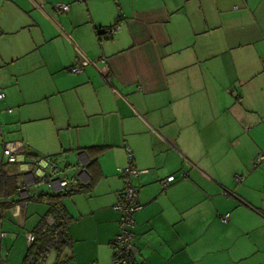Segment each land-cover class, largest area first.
<instances>
[{
	"label": "crops",
	"instance_id": "0c3cea01",
	"mask_svg": "<svg viewBox=\"0 0 264 264\" xmlns=\"http://www.w3.org/2000/svg\"><path fill=\"white\" fill-rule=\"evenodd\" d=\"M58 1L0 0V69L33 55L37 74L29 88L44 100L33 110L41 107L44 115L22 111L26 89L0 73L2 103L17 107L19 123L44 121L48 129L44 146L20 141L27 166L4 167L15 180L0 188V228L6 219L23 218L24 225L37 210L30 203L44 205L33 229L46 215L38 198L51 193L37 191L43 169L65 170L67 191H75L88 183L87 167L96 160L100 177L92 191L63 200L71 246L61 254L71 249V255L67 263L51 251L52 264H109L128 148L139 172L133 179L141 206L133 216L137 264H264V212L249 196L264 171V0H131L127 7L116 0H64L68 11L61 13L52 9ZM111 1L115 16L104 7ZM114 25L119 31L112 39L98 37ZM81 58L90 64L75 75L70 68ZM85 128L101 130L105 141L81 142L86 135L78 131ZM67 129H77V142L65 148L58 133ZM0 134L1 145L10 142ZM113 144L120 155L109 164L104 152L85 151ZM67 155L77 160L69 163ZM24 174L31 177L29 197L18 211L14 190ZM168 177L174 181L162 188Z\"/></svg>",
	"mask_w": 264,
	"mask_h": 264
},
{
	"label": "rangeland",
	"instance_id": "374dc122",
	"mask_svg": "<svg viewBox=\"0 0 264 264\" xmlns=\"http://www.w3.org/2000/svg\"><path fill=\"white\" fill-rule=\"evenodd\" d=\"M108 1V0H106ZM139 2L140 0H134ZM109 2V1H108ZM112 2V3H111ZM110 3H106L104 2V7L106 10H110L112 15H116L115 13L117 12V6H116V2L118 4V6L120 4L125 5V7L129 6L131 0H116L115 1H111ZM67 2L64 0H59L58 2H55V4H53L52 9L54 10V8L57 5H66L68 6V4H66ZM113 4V5H112ZM94 5V4H93ZM44 8L42 7V12L41 14L44 15ZM58 13H61L58 11ZM105 42V41H104ZM107 42V41H106ZM37 63V61L35 59H33V55H30L29 57H27L26 60L22 61H18L15 62L13 64H8L6 66H4L2 69H0V73L3 74V76L8 75H13L14 78L16 77L17 80L19 81V84L21 85V87H24L26 89L27 92L25 95V97H28L29 100H26L25 104L22 107V111H26L29 116L32 118L33 115H39V116H43L44 112L43 109L40 107L38 108V111L35 112L33 110V108H35L36 106H40L39 104H35V102H41L43 103L44 100H42L40 97V95L37 94V92L35 91H31L30 87V83L33 80V78H35L36 74H37V70H35V64ZM24 99V97L22 98V100ZM37 100V101H36ZM49 102H53L55 101V98H48ZM56 102V101H55ZM44 104V103H43ZM13 109V113H7V109ZM10 114V115H9ZM17 107L16 106H8L6 107V101L4 103H0V126H1V131L0 133H4L5 136V141H26V138L32 139L33 141H35L36 143H38L40 146H44L43 140L47 139L46 134H47V128L44 124V121H37V122H32V123H24L21 124L18 122L17 117ZM27 116V115H26ZM29 117V118H30ZM91 135L85 134L84 132H88ZM101 130H99V134L98 133H93L92 131L88 130V128L83 129L82 132L79 133L78 131V135L82 136V135H86L85 140H80L81 142H85V143H102L105 140H102V137L100 135ZM59 136L60 139L62 141V144L65 148H68V142L73 146L76 145L77 140L75 139L77 136V129H73V130H62L59 131ZM1 137V134H0ZM93 140H90L92 139ZM25 139V140H23ZM38 139V140H36ZM75 139V140H74ZM1 141V140H0ZM58 141V140H55ZM110 142H118L120 141L119 147H121L122 145V140H106ZM3 142V140H2ZM115 145V148H110L107 149L103 156H102V162L103 163H107L109 164V161L111 159V162L113 161V159L116 157V155H120L119 152H117V148L116 146H118L117 144H113ZM126 148V147H125ZM124 148V150H125ZM127 156V154H125ZM264 155V154H262ZM117 156V157H118ZM67 161L69 162V159L71 161H76L77 157H73L72 155H67L66 156ZM1 161L4 163L5 159L2 158V145L0 144V163ZM255 162V161H254ZM260 162V161H259ZM70 163V162H69ZM125 168V167H124ZM263 169V168H260ZM65 172V170H64ZM66 174V172H65ZM67 174L70 176V173L67 172ZM254 185L257 187L255 190H252L251 192H249V196L251 197L252 201L254 203H256V206L258 208L259 211L264 212V171L262 173L258 174V177L255 179ZM243 190V187L241 188ZM241 190V191H242ZM37 191L39 192H43V193H48V187L46 184L43 185H39V187L37 188ZM221 200V199H219ZM31 204V205H30ZM29 205V210H31V208H33L32 206H36L35 208L37 209L32 215L27 216L26 221H24V225H23V218H18L16 219V221H9V220H3V225L6 227H9L11 229L6 230L5 228L3 229V231L6 233V237L4 239H2L1 242V247H0V264H22L24 257L26 255L28 246H29V242L27 240L26 234L27 232H30L33 229V223H34V218L36 216H42L43 214H41L42 212L40 208H44L42 206V204L40 203H30ZM35 204V205H34ZM222 203L220 202V205H218L219 207H221ZM222 208V207H221ZM28 210V211H29ZM44 213V212H43ZM222 215V213H221ZM219 213L216 215L220 220H221V216ZM225 215V214H223ZM35 216V217H34ZM218 220V221H220ZM222 221V220H221ZM216 235L220 236L222 233H220L219 229V225H216ZM181 229H183L182 226H180ZM182 232V231H181ZM236 231L232 230V234L234 235ZM202 233V232H201ZM18 234V235H16ZM231 234V235H232ZM224 254V252H219V255ZM71 255V249H68L66 251H64L61 254L60 257V261H67L68 263V258ZM112 257V256H111ZM55 259V253L54 252H50L47 256L46 259V263L45 264H52L53 261ZM111 262V258L109 261V264ZM65 264V262H64ZM72 264V262H71ZM92 264V263H91Z\"/></svg>",
	"mask_w": 264,
	"mask_h": 264
},
{
	"label": "built area",
	"instance_id": "2783aa9c",
	"mask_svg": "<svg viewBox=\"0 0 264 264\" xmlns=\"http://www.w3.org/2000/svg\"><path fill=\"white\" fill-rule=\"evenodd\" d=\"M59 12H67L68 6L66 5H57L55 8ZM119 31L118 26L107 27L103 29V37L108 40L112 38L114 34ZM90 63L84 59H80V66H72L70 72L79 75L83 71V67L89 65ZM104 77H107L108 70L106 67H103L101 70ZM5 99V94L0 87V103ZM11 109H7V113H11ZM128 165L121 169L119 174L120 177L124 180V189L122 190L118 202L114 205V210L120 214L119 221V232L115 236L112 244V257L110 264H137L134 260V214L141 209V206L138 202V191L133 184V179L138 176L139 172L132 165V155L130 149L126 148ZM27 156V150L25 145L20 141L5 142L2 145V158L5 159V162L2 164L8 165L9 167H18V166H27L25 160ZM263 160V157H259L255 160L254 165H258ZM260 161V162H259ZM46 164L44 165V168ZM30 176L24 174L21 176L20 183L17 185L15 191L16 196L19 199V204L14 208L19 211V208H25L27 205L28 199V183ZM40 181L43 184H46L48 191L53 194L64 193L68 188V179L65 176L63 170L59 169L55 165H52L50 172L45 173L44 169L40 175ZM239 180V178H238ZM34 181V180H33ZM174 181L173 177H168L161 182L162 188H167L171 182ZM224 195H227L224 193ZM2 199L0 198V206ZM1 208V207H0ZM18 214V212L16 213ZM228 215H225L221 218L223 222H227ZM0 223H1V209H0ZM45 223L47 226L51 227L54 224V216L50 215L46 218ZM5 232L0 228V240L5 237ZM29 244L34 240L32 233L26 234ZM97 264V263H92Z\"/></svg>",
	"mask_w": 264,
	"mask_h": 264
},
{
	"label": "trees",
	"instance_id": "16d2710c",
	"mask_svg": "<svg viewBox=\"0 0 264 264\" xmlns=\"http://www.w3.org/2000/svg\"><path fill=\"white\" fill-rule=\"evenodd\" d=\"M103 29L104 28L98 31V37L101 40L103 39L106 40L103 37V32H102ZM110 39L112 38H109L108 40ZM106 149L107 148L104 147H93V148H88L85 151L87 154L92 153L98 156L101 153L105 152ZM94 166H97L96 160H94L87 167L89 174L88 183L85 185L78 186V189H76L75 191L66 190L64 193H60V194L51 193L49 195L41 194L39 196L38 200L47 205L48 211L46 215L40 220L38 225L31 232L34 236V240L29 244L22 264H45L46 257L51 251L61 254V252L64 249H67L71 246V240L67 234V226L70 221V218H68V215L65 212L62 203L63 200L68 196L74 195L76 193H84V192L92 191L97 180L100 177L94 172L93 169ZM4 167H9V166L2 163L0 164V188H6L7 186L11 187L15 180L14 176H7L5 174V172L3 171L5 169ZM10 168L15 170L16 167L11 166ZM16 189L17 186L15 187L14 193ZM0 198L2 199V203H3V198L1 194H0ZM2 203L0 206L1 208H2ZM50 215L54 216V224L51 227L47 226L45 223L46 218Z\"/></svg>",
	"mask_w": 264,
	"mask_h": 264
}]
</instances>
